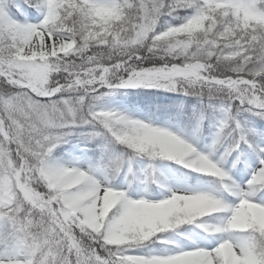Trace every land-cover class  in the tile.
<instances>
[{
  "label": "snow or ice",
  "instance_id": "obj_1",
  "mask_svg": "<svg viewBox=\"0 0 264 264\" xmlns=\"http://www.w3.org/2000/svg\"><path fill=\"white\" fill-rule=\"evenodd\" d=\"M149 57L163 63L143 67ZM135 87L207 96L211 109L219 99L211 150L101 103ZM244 112L264 118V0H0V264H264V144ZM85 125L131 151L99 168L55 162ZM241 145L258 157L244 183L224 167ZM138 156L219 187L132 198L97 178L135 175ZM144 178L160 179L154 163ZM185 224L218 242L166 235Z\"/></svg>",
  "mask_w": 264,
  "mask_h": 264
},
{
  "label": "rangeland",
  "instance_id": "obj_2",
  "mask_svg": "<svg viewBox=\"0 0 264 264\" xmlns=\"http://www.w3.org/2000/svg\"><path fill=\"white\" fill-rule=\"evenodd\" d=\"M21 3H23V0H21ZM25 8L27 6L25 5ZM31 16V14H29ZM37 15H39L37 13ZM131 88L127 89H121L118 92H115L111 95H107L102 97L101 103L107 107V108H114L119 109L135 118L143 119L145 121L151 122L148 114H146L144 111L134 108L130 105L128 102V94L130 92ZM248 113V112H244ZM218 121L217 123H213L210 126V134L205 135L202 132V125L201 123H197L195 127L188 129L187 127H184L182 124H176L171 121H167L161 125L160 123H153L158 126L167 127L172 131H175L179 134H181L185 139L189 140L190 142L194 143L195 146L201 150L208 152L211 150L212 141L215 136L217 125L220 119L224 117V113L221 109V106L219 107L218 112ZM241 120V117H238ZM247 127L252 128L255 130L252 139L259 143L264 144V131L260 130L256 127V125H249V122L242 121ZM251 123V122H250ZM80 133H75L72 130V134L67 138V142L60 144L57 148H60V151L58 152V155H56L55 149L53 153V159L55 162L60 163H78L82 166H93L99 168L101 165H103L106 160L108 159L106 153L102 151V155L94 158L90 155L86 148L87 140L92 137L91 133L88 131H79ZM224 147H226V144L223 146L218 145L216 148V151L214 153V156L216 158H219L220 155L224 152ZM244 153L246 156V165L238 163V152L235 151L231 153L227 157V159L224 162V167L230 172V174L240 183H244L247 181V179L250 178L252 169L257 165L258 163V157L255 152L245 150ZM136 159V158H135ZM137 162V167H139L138 171L135 173V175L129 174L127 170L125 169L124 172L118 173L113 175L110 170L103 169L100 172L97 173L98 179H107L111 180L114 186L126 188L128 189L130 195L132 198H139L140 196H147L151 199H161L164 198L167 194L168 188H174V189H200L205 191H216L219 187L218 180L215 177H208V178H202L198 181L191 182L188 180H184L176 175L175 171L172 169L171 165L167 164L163 161L154 162V165L156 169L162 173L166 178V186L165 190L162 191H154L151 188V182L152 181H146L144 178V170L147 168L148 164L152 161L148 160H135ZM122 174V180L115 181L114 178ZM137 179V180H136ZM137 184V185H135ZM135 185V187H134ZM264 197V193H259L257 198ZM185 237V236H184ZM191 237L193 240H195L198 243L201 244H211L215 245L218 241L215 236H210L207 233H203L201 231H194L191 234ZM179 243L183 244L185 242L191 243V241H186L185 239L177 240ZM166 246H154L153 248H157L158 250H163V248Z\"/></svg>",
  "mask_w": 264,
  "mask_h": 264
},
{
  "label": "trees",
  "instance_id": "obj_3",
  "mask_svg": "<svg viewBox=\"0 0 264 264\" xmlns=\"http://www.w3.org/2000/svg\"><path fill=\"white\" fill-rule=\"evenodd\" d=\"M170 19V18H162ZM177 22V21H173ZM91 54V53H89ZM163 63V60L160 57H149L145 59L143 67H152L153 65H160ZM128 100L130 104L139 108L142 111L146 112L151 119L160 120L165 122L171 120L177 124H182L186 127H190L199 121L204 126V129H208L211 121L216 117V112L219 107V99L214 102L217 104L215 109L208 108V97L207 96H197V95H185L183 92L175 90H166L163 88H151V87H138L131 89ZM241 121L244 122H253L264 130V118L255 116L251 113H242L240 114ZM102 125L96 127L95 129L92 126L85 125L78 129L73 130L75 133L79 131H97L101 132ZM248 146V145H247ZM87 148L90 151L93 157H99L102 155V151L109 155L108 158L117 157V156H126L130 149L123 144L115 143L109 136L103 134L92 136L88 140ZM60 148H57L56 155ZM137 158H144L150 160L146 156H138ZM156 161H165L171 164L173 169L178 175L187 179H195L200 177V173L195 172L191 169L184 167L183 165L177 163L176 161L168 160L165 158H157L152 162ZM135 170H138L137 162L134 161ZM160 179L158 181L151 182L152 190L159 191L165 187V177L160 173ZM121 175L117 176L115 181L121 179ZM202 175V174H201ZM194 230H202L196 226V224H185L181 225L176 230L166 233V235L171 238H182L181 233H186L190 235ZM159 244H149V247H154ZM161 246V245H159ZM163 246V245H162Z\"/></svg>",
  "mask_w": 264,
  "mask_h": 264
}]
</instances>
